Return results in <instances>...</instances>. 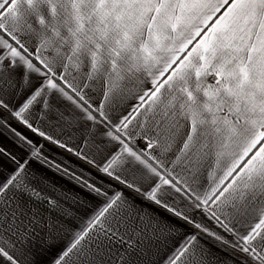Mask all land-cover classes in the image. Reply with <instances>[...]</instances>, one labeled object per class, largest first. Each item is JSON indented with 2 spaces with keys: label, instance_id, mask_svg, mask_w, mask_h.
Segmentation results:
<instances>
[{
  "label": "snow or ice",
  "instance_id": "6c2138e0",
  "mask_svg": "<svg viewBox=\"0 0 264 264\" xmlns=\"http://www.w3.org/2000/svg\"><path fill=\"white\" fill-rule=\"evenodd\" d=\"M213 17L216 19L208 25ZM202 25L207 27L202 28ZM0 32L18 45L13 46L0 36V46L8 50L0 53V66L10 58V66L14 67L18 58L27 69L39 72L40 69L23 55L21 50L26 52L27 49L17 36V33H39L41 47L54 46L59 52L61 46H67L66 59L74 66L79 67L81 58H87L93 74L107 75L109 91L119 88L122 81L138 79V74L151 77L152 87L139 96L140 107L147 105L145 119L148 113H160L161 120L156 121L157 125L163 122L165 131L172 135L182 126L181 119L187 123L177 160L191 153L197 163L209 155L215 157L217 168L227 162L212 194H206L203 199L196 196L200 203L195 207L200 208L201 203L207 205L211 200L218 210L230 208L239 216L258 215L247 234L239 235L213 212L218 223L227 232L235 234L236 239L231 242L224 235L202 228L201 224L196 223L194 227L202 228L220 245L231 243L255 264H264V0H0ZM189 45H192L191 49L179 57L177 52H185ZM160 65H163L162 69ZM44 66L52 72L47 64ZM165 73L169 74L161 82L160 77ZM209 77L214 82L210 83ZM47 87L57 89L58 86L49 78ZM58 90L63 92V89ZM42 91L43 87L38 88L13 113L33 132L39 130L22 114L37 101ZM105 96L107 98V93ZM68 99L72 97L68 96ZM0 106L7 107L2 100ZM100 115L103 116V112ZM87 118L95 119L91 113H87ZM129 123L126 116L116 126L117 130L121 126L127 129ZM39 135L43 137L45 133L39 131ZM108 135L122 147L101 170L113 176L110 169L117 163H124L122 156L130 157L129 163L143 165L148 173L158 178V182H153L150 190L143 193L144 197L185 222L194 223L187 215L170 207L165 200L167 193L162 191L168 186L179 193L181 188L120 136L112 132ZM154 146H159V142L147 144L149 149ZM60 147L66 146L60 144ZM249 153L252 155L245 161ZM36 155L34 152L33 156ZM23 169L24 165H19L16 173L0 182V258L5 264H21L13 254L16 242L22 243L29 230L34 231V226L40 223L34 216L29 217L22 203L8 195L13 190L21 196L28 194L27 186H22L17 179ZM115 179L127 188L141 192L134 183L122 180L119 175ZM225 181L228 183L221 188ZM87 187L97 195L102 194L94 185ZM32 193L35 194V190ZM132 209L133 205L120 193L114 194L76 233L55 264H69L73 254L87 256L90 249L85 248L84 242L92 233H95L100 248L103 240H111L116 235L110 224L106 226L109 217L126 220L132 216ZM139 219L143 224L144 217ZM42 226L51 229L53 225ZM150 226V222L144 224L145 229ZM120 239L123 242V238ZM196 241V235L187 238L168 257L166 264H207L206 253ZM129 247H132L131 241Z\"/></svg>",
  "mask_w": 264,
  "mask_h": 264
},
{
  "label": "crops",
  "instance_id": "0c3cea01",
  "mask_svg": "<svg viewBox=\"0 0 264 264\" xmlns=\"http://www.w3.org/2000/svg\"><path fill=\"white\" fill-rule=\"evenodd\" d=\"M215 19L213 17L212 21H208V25ZM34 27L38 29L39 25ZM0 36L18 47L6 34L0 32ZM17 36L27 49L26 52L21 50L23 55L40 69L39 72L31 71L18 58L14 67L10 66V58H6L3 66H0V100L7 105L0 106V182L16 173L19 165L23 164L24 169L17 179L22 186H27L28 194L21 196L13 190L8 195L22 203L29 217L34 216L40 222L34 226V231L29 230L27 239L22 243L16 242L13 254L21 264H55L76 233L116 193L133 205L132 216L119 221L109 217L106 226L110 224L116 235L111 240H103L101 236L103 244L98 248L95 233L90 234V238L84 242L85 248L90 249L88 255L78 257L73 254L69 264H166L175 249L193 235L197 236L196 243L206 253L207 264H255L251 257L239 248H233L231 243L220 245L214 237L203 232L202 228H207L209 232L224 235L231 242L236 239L234 233L246 235L250 226L257 222L258 215L239 216L230 208L218 210L217 204L211 200L207 205L201 203L200 208L195 207L196 203H200L196 196L203 199L206 194H212L227 162H222L221 167L217 168L213 155L197 163L191 153L177 160L187 123L181 119L179 123L182 126L172 135L165 131L163 122L157 125L156 121L161 120L160 113H148L145 119L147 105L140 107L139 96L152 87L151 77L138 74V79L122 81L119 88L109 91L107 75L93 74L87 58H81L79 67L67 61V46H61L57 52L54 46L41 47L39 33H17ZM191 47L189 45L185 52H177V55L183 57ZM7 51L0 46V53ZM45 64L52 72H48ZM159 67L162 69L163 65ZM168 74L160 77V81ZM49 78L57 84V89L47 87ZM209 82H214L211 77ZM41 87V96L22 115L34 128L45 133L43 137L39 131L33 132L13 115ZM58 89H63V92ZM68 96L72 99H68ZM87 113H91L95 119L89 120ZM126 116L131 121L128 128L121 126L117 130L116 126ZM109 132L120 136L134 151L144 154L153 167L181 188V192L177 193L164 186L162 191L167 193L165 200L169 206L187 215L194 223L185 222L144 197L143 193L150 190L158 178L148 173L143 165L129 163L130 157L122 156L124 163H117L110 169L114 172L113 176L101 170L122 147L119 141L108 135ZM49 136L51 140L47 139ZM149 141H158L159 146L149 149ZM60 144L66 147H60ZM34 152L36 156H33ZM251 155L249 153L245 161ZM116 175L134 183L141 192L127 188L115 179ZM227 183L225 181L220 187ZM88 184L99 188L102 194L97 195L87 187ZM32 190H35V194ZM213 212L228 222L234 228V233L227 232L213 217ZM141 216L144 217L143 224L139 219ZM149 222L152 226L145 229L144 224ZM48 223L53 225L51 229L42 226ZM196 223L201 224L202 228L196 229ZM120 238H123V242ZM0 264H5L2 258Z\"/></svg>",
  "mask_w": 264,
  "mask_h": 264
}]
</instances>
